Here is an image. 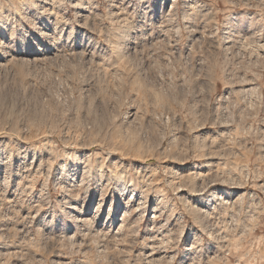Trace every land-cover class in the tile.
I'll return each instance as SVG.
<instances>
[{
	"label": "rangeland",
	"instance_id": "374dc122",
	"mask_svg": "<svg viewBox=\"0 0 264 264\" xmlns=\"http://www.w3.org/2000/svg\"><path fill=\"white\" fill-rule=\"evenodd\" d=\"M0 264H264V0H0Z\"/></svg>",
	"mask_w": 264,
	"mask_h": 264
}]
</instances>
